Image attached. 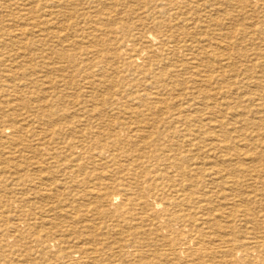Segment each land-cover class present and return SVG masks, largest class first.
<instances>
[{
	"label": "bare ground",
	"instance_id": "obj_1",
	"mask_svg": "<svg viewBox=\"0 0 264 264\" xmlns=\"http://www.w3.org/2000/svg\"><path fill=\"white\" fill-rule=\"evenodd\" d=\"M207 1L201 2L204 5ZM240 1L224 0L209 15L205 14V19L202 11V15L200 11L187 15L192 0H60V9H54L53 16L66 11L71 15L77 4L88 5L90 10L76 9L77 18H71L72 23L59 26L56 21L48 22L52 29L48 25L41 30L36 29L41 22L36 13L44 9L42 3L36 7L34 0H0V9L10 13L0 15L4 16L0 18V69L5 67L18 81L16 87H20V91L3 95L0 142L17 146L14 152H20V144H25L18 157L0 154V163L8 169L13 167L20 182L29 179L45 183V174L53 173L51 163L41 160L45 155L38 146L28 145L38 135L28 138L27 124L41 125L46 134L55 128L62 139L60 149L67 156L61 174L70 179V187L84 185L83 195L92 194L91 199L84 197L88 198L84 199L86 206L95 209L103 220L100 224L79 222L68 227L69 224L60 225V220L68 222L70 210L53 216L46 213L49 217L43 220L33 200L0 195V221L5 222L0 226V246L23 248L29 260L34 257L31 255H40L32 264H264V115L258 114L251 121L257 126L256 141L253 138L251 146L243 144L256 152L244 150L245 157H239L235 142L237 137L248 141V134L234 136L235 130L228 127L231 122L224 120L226 74L217 72L216 67L227 58L217 51L220 46H211L206 36L212 26L224 29L227 15L222 5ZM127 2L133 4L134 13L147 12L145 18L130 24L128 17L133 11L129 8L121 15L117 9ZM247 5L254 10L264 6V0H247ZM96 17L106 20L109 27L97 24ZM116 19L121 21L120 30L112 27ZM149 27L153 30L148 31ZM60 29L69 33L62 36ZM96 33L106 35L103 42L99 43L102 35ZM233 33L234 30L229 35ZM49 34L62 46L49 44L46 57L41 56L38 50L49 41ZM92 35L93 45L78 42L84 43L85 36ZM204 39L206 45L202 43ZM40 66L56 74L57 79L64 77L66 87L75 84L72 77L65 76L68 73L89 74L100 67L96 73L100 77L111 72L132 77L136 83L143 82L138 86L143 87L141 94H135L138 107L113 95L105 96L98 109L84 113L62 105V95L57 96V104H51L50 96L39 99L49 95L37 86L36 70ZM233 68L230 73L238 75L235 64ZM28 74L31 82H23ZM91 77L87 84H93ZM252 77L255 76L248 78ZM250 87L246 93L257 97L258 89ZM127 91V96L134 94ZM97 98L93 90L90 99L97 104ZM231 104L229 109L240 110L243 106L241 102ZM212 154L221 161L209 162ZM33 165L38 168L31 169ZM45 165L48 168L42 170ZM64 202L58 199L54 206L69 204L75 210L77 205L72 206L66 198ZM6 209L8 215L2 220ZM40 220L44 222L39 228ZM7 255L0 252V264L19 263L14 262L13 254Z\"/></svg>",
	"mask_w": 264,
	"mask_h": 264
},
{
	"label": "rangeland",
	"instance_id": "obj_2",
	"mask_svg": "<svg viewBox=\"0 0 264 264\" xmlns=\"http://www.w3.org/2000/svg\"><path fill=\"white\" fill-rule=\"evenodd\" d=\"M57 1H60V0H42V1L41 0H36V1L34 0V6L39 7V5L42 3L41 6L44 7V9L39 10L36 13V16L39 15L38 18L40 20H38V21L42 22V23L41 22L39 23L40 25L36 29L45 30L48 27V25H50L51 26L50 28L52 29V25L51 24H47L48 22L50 23V22L56 21L59 26L63 25V24L72 23V19H76L77 18L76 17L77 16V10L79 8H80L79 9L80 12H84V11L86 12V11L90 10L87 7L88 5L77 4V5L73 6L75 8L73 14L69 15L68 13H66L67 12L66 11V12H63L61 14H58V16H53L52 13H53L54 9L55 10H59L60 9V7L57 6L59 4V2H57ZM192 1H193L192 5H191V7H189L190 10L189 9L187 10L188 11L187 15H189L190 13H193V12L200 11L198 13L202 15V12H203V16H204L205 19H206L205 14L209 15L211 13V11L214 10L215 7H218L222 2H224V0H208L207 3H205L203 5L205 0H192ZM195 3H196V6H195ZM132 5H133L132 3L127 2L126 5L118 6L117 9H118V11L120 13H122L121 15H124L125 12H127V10L129 8L134 13ZM110 6H111L110 9H112L113 8L112 5H110ZM85 7H87V8H85ZM222 7H223L222 9L224 10V14L227 15V16H224V29H222L220 26H212L210 31L208 32V34H206V36H208V38L211 40V46H220V48L217 49V51L219 53L223 54L225 56V58H227V59H224L225 61L222 60L221 62H219L218 66L216 67V71L217 72H223V73L226 74V77H225V79H226L225 82L226 83H223V93L224 94H222V95H224V96H222V101H223L222 103H224L223 106H225V107H223L224 110H223L222 114H223L224 120L226 122H228V123L231 122L232 123V125H230L231 123L228 124V127H230L231 131H233V129L235 130L234 131L235 133L233 132L234 136L236 135V137H237V136L245 134V133L248 134L247 135L248 137H245V138H248V141L246 139V142H245L243 139L237 137V142L239 144L238 143L236 144V142H235V145L238 147V149L240 151L239 152L240 153L239 157L244 158L245 157V154H244L245 151L246 150L248 151L250 148L249 147H245L246 145H243V144L246 143V144H248L247 146H251V144H253L252 142H254V140L256 141V139H255L256 138V132L254 133V131H255L254 128H257V126L252 124L251 121L257 119L259 117V115H261V116L264 115V97L260 98L258 96V95L264 96V86H262V84L264 85V81H259V79H258V78H260V80H264V15H263L264 14V9H263L264 6L262 5L259 8L252 10L251 5L250 6L247 5V0H241L239 3H237L235 5L234 4H231V5H229V4L224 5L223 4ZM192 9H193V11H192ZM61 10H63V9L61 8ZM207 10H208V12H206ZM91 11H92V8H91ZM3 12L6 13V14H10V13H7V11H2L0 9V15L1 16L4 15ZM145 13H147V12H143L142 13V11H136V13H134L133 15L128 17L129 23L130 24L131 23L136 24L140 19H144L145 18L144 17ZM47 14H50V15H47ZM103 15H106V13H104ZM1 16H0V18L4 17V16L3 17H1ZM94 19H95L97 24L102 25L101 27H103V28H108L109 27V26L107 27V21L106 20H104V19L99 20L97 17L94 18ZM113 21H115V23L112 25V27H114L115 30H120L119 26H122L120 24V22H121L120 19H116V20H113ZM93 27H94V24H93ZM233 27H235V29H233ZM152 30H153L152 27L148 28V31H152ZM232 30H234V33L230 34L231 35L230 36L229 32L232 31ZM58 31L59 32L61 31L60 33H62V36H64L66 33H69L68 31L62 32L61 29L58 30ZM46 32L47 31H40V33H46ZM38 33L39 32H37L36 34H38ZM71 34L73 35L74 32H71ZM96 34H97V36L100 35V33H96ZM101 35H100L101 37L98 38L99 39V43L101 41L103 42L104 38L106 37V35H104V34H101ZM49 36L51 37L50 34H49ZM50 37H49V41L48 42L45 41L44 44L41 46L43 48H40L38 50L39 55H41V56L44 55L46 57V47L49 46V44H50V46H62V45L59 44V42H57L59 39L54 38V37L50 38ZM92 37H93V35L91 37L85 36V39H83L85 41L84 43L82 42V40H79L78 42L82 46L83 45L84 46H86V45L89 46V43L91 45H93L94 43H93V41L91 39ZM86 41H89V42H86ZM202 43H203V45H206L208 42H207V40L204 39ZM63 46H68V45L67 44H63ZM40 59H42V58H40ZM233 60H235L236 62L233 61ZM234 64H235V67H237L236 71H238V75L236 73H232V74L230 73V71L234 69L233 68ZM240 67H242V69ZM100 68H102V67H100ZM100 68L93 69V71H91L89 74L88 73H81V74H78V76L77 75L72 76V73H68L69 75L67 74L65 76L66 77H72V80H73L72 82L75 83L74 85H72L73 87L72 86H68V87H70V88H68V87L65 86L64 77L61 76L62 74H60L61 77H59V79H57L56 78V76H57L56 74L49 73L44 67L43 68H41V66L38 67L37 70H36V72H38V74H36V75H38L37 78L39 79V82H38L37 86L39 88H41V87L44 88L45 90L48 91L47 93H49L48 96L47 95H43L39 99H42L44 96H46V98H48L50 96L49 98L52 99V100H50L51 104H57V99L60 98V97H57V96L62 95L61 98H60V102L62 103V105L68 106L69 108H70V106H72L74 108H77V109L79 108L84 113L87 110L91 111V110L98 109V107H101V105H99V103H102L104 98L106 99L107 96L109 97V96H113V95H115L114 97H116L117 99L119 98L118 100L122 99V102L125 103V104H129V105H131L134 108L138 107V102H137L135 94H136V92L138 94L139 93L141 94L143 87H138V86H140L143 82L136 83V81H134V79L132 77L125 78V77H122L120 74L118 75V73L117 74H113L112 72L109 73L108 76H106V77H100V76H97V74H96L98 72V69H100ZM43 69L46 70V71H44ZM5 71H6L5 67L4 68L2 67L0 69V77H1L0 78V89L4 90V92H0V106H2L1 102L4 99L3 95L6 94V96H7V94H11L14 91H20L19 90L20 87H16L18 81L13 79L12 77H10L9 72H7V71L5 72ZM240 72H241V75L239 74ZM253 75L255 77H252L251 79L248 78L249 76H253ZM90 77H91V79H93V81H92L93 84H89V83L87 84L88 79ZM140 79H142V78L140 77ZM244 79H246V80L244 81ZM240 80H241V82H240ZM22 81L23 82L24 81L31 82L30 75L28 77L25 76V78ZM256 83L258 84V87L256 85H254ZM97 84L100 85V86L97 87L98 86ZM29 85H31V83ZM90 85L92 87L91 90L89 88ZM236 85H238V86H236ZM250 85H251L250 88L258 89L257 97H254V98H252L253 96L249 97V95L246 93L247 92L246 90H248V87ZM32 86L33 85H31V87ZM60 86H61V88H60ZM31 87H29L30 88L29 90H31ZM100 87H101V89H100ZM113 87H115L116 89L113 88ZM127 89L129 91H127ZM239 89H240V91H239ZM241 89H243V90H241ZM22 90H23V88H22ZM24 90H26V89L24 88ZM93 90L96 91V94L98 95L97 100L98 99L99 100H98L97 104H96V102H94V100H92L93 101L92 102L91 99H90ZM108 90H109V92H108ZM126 91L130 92V93L132 91H134V94H132L130 96L129 95L127 96ZM237 93L238 94L240 93V94L237 95ZM243 93H244V95H243ZM245 93H246V95H245ZM259 93H261V94H259ZM30 95H31V93L29 94V96ZM133 95H135V96H133ZM247 95H248L247 98L249 100V103H248L247 98L245 99V96H247ZM257 98H258V100H257ZM32 99L35 100L34 98H32ZM36 100H38V98ZM244 100H247V102H245ZM250 101H251V103H250ZM260 101H262V102H260ZM233 102L236 103L237 105L239 104V102H241L242 105H243L242 106L243 108L241 107L240 110L238 108L237 109H229L230 108L229 107L230 104L233 103ZM75 104H78V105L75 106ZM260 104L262 106H260ZM231 105H233V104H231ZM54 106L58 107V105H54ZM107 107L109 108L108 105H107ZM254 107H257L259 110L257 108L255 109ZM253 108L256 110V112L254 111V113L253 112L251 113V110L252 111L254 110ZM230 110H231V113H230ZM237 114H239V116ZM256 115H257V117H255ZM236 120H237V122H235ZM244 121H248V122H246L247 125L242 124V122H244ZM25 123L27 124L28 121H26ZM233 124H235V125H233ZM250 124H252V125H250ZM27 125L28 126H27L26 133L30 134V135L27 134L28 138H30V136L32 137L33 134H35V133H37L36 135H38V139L29 141L28 145H32L33 144L36 147L38 146L41 149L42 154L45 155L44 157L41 158V160L45 161L46 163L48 161H49V163H51L50 165L48 163L47 164L49 166H51V169H52V172H53L52 173L53 176L49 175V174H45V178H44V181H43L45 183H42L41 181L38 182V180H36V182H32L29 179H26V181H21L20 182V181H18L19 175L14 173L15 171H14L13 167L12 168L9 167V169H8V168H6L7 166H5L6 164L0 163V167H1V169H0L1 170L0 171L1 172L0 173V195L6 196V197H9V198H10V196H12L11 199L24 198L27 201L33 200L31 202H34L38 206V209H36V211L40 212V216L39 217L41 219L43 218V220H44V218L49 217V215L53 216L54 213L61 214L63 212V210H67V212L69 213V210H70L72 212V214H71L72 217L68 216V218H67V220H69L68 222H65L64 220H60V225H68L69 224L68 227L71 226V225H73V227H75L76 225H79V222H81V224H85V223H88V224L89 223L90 224H93V223L100 224V223H102L103 220L100 217H98L97 214H95L96 213L95 209H93L92 207L90 208V206H86V204H88V202L84 201V199H88V198L91 199L92 198V194L89 195V196L83 195V193L85 192V191H83V189H85L83 184H78L77 186L70 187V182H69L70 179H68L66 176H64L60 172V171H62V173H63V170H64V166L63 165H67V162H66L67 156H66V152L64 150L60 149L61 147H63V144L59 143V139H60V141H62V139H61V137L58 136V134L56 133V130H54L55 128H52L51 132H48L46 134V132H44V130H45L44 127H42L41 125H39L37 123L32 124L31 122H29ZM4 127H8V126H4ZM258 130L262 132V129H258ZM31 131H32V133H31ZM54 138H57L56 139L57 141ZM253 138H254V140H253ZM45 141H46V144H44ZM50 144L52 146H50ZM54 146H55L56 150H55ZM16 147L17 146H15V145L1 144V142H0V154H3V156H6V157L9 156V155L18 157L20 152L23 151L22 148H25V144L24 145L20 144V146H19L20 152H14ZM44 148L46 149V151H45ZM252 149L253 148H251L250 151H248V153L252 154V153L256 152L255 149H253V150ZM11 152H14V154L12 155ZM242 152H244V153H242ZM24 153H27V151H25ZM56 153H58V154H56ZM52 155L54 156V158H53ZM64 157H66V158H64ZM210 158H211V160H209V162L218 160V159H216V157L213 156V154H212V156H210ZM60 159L63 160V161H61ZM54 160L57 161V162H55ZM245 160H246V158H245ZM220 161H221V159L218 160L217 163L220 162ZM209 162H206V163H209ZM4 166H5V168H4ZM45 166L43 167V169L42 168H39V169H42V170L47 169L48 167L47 166L45 167ZM2 168H4V169L2 170ZM37 168H38L37 165H35V167L33 165L31 169L34 170V169H37ZM55 174H56V177H55ZM54 178H57V179H55L56 181L54 180ZM61 181H62V183H60ZM48 183H49V185H48ZM35 184H38V185L40 184L39 186L42 187V188H39V186L35 185ZM56 184H58V185H56ZM59 184H60V186H59ZM47 188H48V190H47ZM44 189H45V191H44ZM30 194L32 195V197H30L31 196ZM84 197H88V198H84ZM65 198L72 202V206H74V205L76 206L77 205L75 210H73V208L69 207V204H65V206L59 207L60 209L56 208L54 206L58 199H59V201L62 202V204H64L65 203L64 202ZM90 210L93 211V212H91ZM6 211L8 212V209H6L5 212H3L2 217H1L2 220H4L5 216L8 215L6 213ZM46 213L49 214V215H46ZM76 213H79V214H76ZM95 215H97V216H95ZM99 221H101V222H99ZM40 222H42V223H40V226L38 224L39 228L41 226H43L42 224H43L44 221L40 220ZM4 223H5L4 221H0V226H4L3 225ZM56 224H59V223H56ZM44 226H50V225L45 224ZM89 227H91V225H89ZM65 228H67V227H65ZM86 233H87V231H86ZM1 234H3V232L1 231V228H0V236H1ZM0 249H1L0 252L8 254L7 256H13L14 255L13 258H15L17 260L16 261L14 259V262H17V263L19 262L18 264H25V263L26 264H28V263L32 264V263H34L33 262L34 258H37L36 260H38L39 257H40V255L36 256V254H34V255H31V257L32 256H34V257L30 258L31 260H29V258L26 257V252H25V250L23 248H21V249L19 248V250H16L15 247H13V248L7 247L5 249L3 246H0ZM17 251H19V252H17ZM15 252H17V253H15ZM16 255H18V256H16Z\"/></svg>",
	"mask_w": 264,
	"mask_h": 264
}]
</instances>
